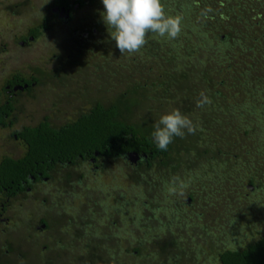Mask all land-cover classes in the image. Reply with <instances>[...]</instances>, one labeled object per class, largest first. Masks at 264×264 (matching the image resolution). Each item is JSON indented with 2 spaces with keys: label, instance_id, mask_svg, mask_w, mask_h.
I'll return each instance as SVG.
<instances>
[{
  "label": "rangeland",
  "instance_id": "obj_1",
  "mask_svg": "<svg viewBox=\"0 0 264 264\" xmlns=\"http://www.w3.org/2000/svg\"><path fill=\"white\" fill-rule=\"evenodd\" d=\"M50 2L0 0L1 101L5 99L3 88L12 75L32 76L39 81L30 92L13 96L14 111L8 119L13 123L0 128V158L17 159L24 154V147L13 140L14 132L33 127L44 118L52 128H58L96 103L104 107L117 104L119 119L137 127L155 125L162 115L179 109L198 126L201 141L196 133L174 139L172 149L180 154L178 169L173 161L165 167L155 161L137 175L120 163L104 162L106 172L96 179L85 174L82 182H77L78 174L86 172L84 168L60 167L57 173L67 176L68 190L49 194L47 187L35 186L34 192L13 200L7 212L12 217L11 228L0 236V248L6 237L13 251L7 256L0 254V264L5 260L7 264H84L90 254L95 255V264H217V251L199 247L203 233L198 235L197 227L178 230L175 235L179 238L166 234L168 240L163 244L167 246L160 255L150 241L140 257L126 255V250L136 244L132 241L129 245L128 235L136 227L133 221L138 206L144 205L149 212L148 196L157 194L158 189L162 190L160 201L156 208H150L159 213L158 218L166 207L170 217L177 214L178 219L181 215L193 221L200 218L213 225L218 223L221 226L213 231L220 228L216 236L224 234L217 238L223 248L240 249L264 234V46H254L259 54L252 57L244 51L258 37L254 23L264 26L262 17L236 19L238 13L225 10L217 0H162L167 14L182 17L180 36L169 40L149 33L148 43L139 52L121 54L110 35L113 29L103 20L102 0H92L76 7L70 22H50L49 29L41 30L35 40L19 45L30 29L49 16L45 9ZM206 8L212 11L203 15ZM93 26L98 30L94 35L86 39L78 36ZM261 30L264 32V27ZM223 33L230 36L224 46L240 52L234 59L224 57L226 51L217 42L224 39ZM219 52L221 58H217ZM202 91L212 103L199 108L196 101ZM166 95L168 98L160 104L157 96ZM240 110L246 115L237 116ZM181 147L188 149V155H182ZM203 150L212 156L204 159ZM251 151H255L253 159L248 157ZM243 160L247 164L242 169L237 165ZM246 168L252 175L259 169L263 172L258 173L257 190L245 182ZM193 192H199V199L192 194L180 196ZM181 199L190 203L181 204ZM41 216L49 225L36 235L29 225H35ZM129 218L132 228L127 225ZM110 219L118 220L112 224ZM143 224L148 229L153 223ZM205 234V243L215 236L212 231ZM41 246L46 248L42 250Z\"/></svg>",
  "mask_w": 264,
  "mask_h": 264
},
{
  "label": "trees",
  "instance_id": "obj_2",
  "mask_svg": "<svg viewBox=\"0 0 264 264\" xmlns=\"http://www.w3.org/2000/svg\"><path fill=\"white\" fill-rule=\"evenodd\" d=\"M217 1H218L217 4L219 6L226 7L225 10L231 11L233 14L234 12L238 13L236 19L240 17L243 21H245L244 18L247 16H249L251 19L257 16V17H262V19L264 20V5H263L264 1L261 0H217ZM86 3L87 4L92 3V0H88V2H85V0H74L73 2L69 0H51L50 5L48 6L47 4L45 9L46 11L49 12L48 14L49 16L43 19V23L41 25L30 29L28 31L27 37H22L20 40L26 41L28 37L33 38V40H35L41 30L49 29L48 28V25H50L49 23L55 22L56 20V16L50 12V8L64 7L66 9L72 10V7L74 5H77L80 8ZM227 3H232V4L227 6L225 5ZM185 11L186 10L183 7L182 13H185ZM254 24H256L255 25L256 30H258V32L255 30L256 31L255 34H257L258 37L253 38L254 39L253 45H250V47L247 48L245 46L244 51L248 52V57H252L253 55H256L257 51L259 50L258 47H254V46H256L257 44H259L260 46H264V32H262L261 30L264 26L258 22ZM254 24L251 25L254 26ZM86 30H83L81 32L83 33ZM93 30L94 33L92 32ZM96 31H98L97 28L93 26L91 31L87 30L86 35H94ZM78 36H81V33H78ZM86 38L87 37H85L84 39ZM223 38L224 39L222 41L221 39H217V42L220 43V45H223L222 48L223 50L226 51V53L223 56L226 58L231 57L232 59L236 58L240 54V52L236 53L233 50L230 51L228 45L224 46L230 39V36L227 35L226 33L225 34L223 33ZM207 40L209 41L210 39L206 37V41ZM257 54H259V52ZM217 58H221L220 52L217 54ZM250 74L251 75L253 74L251 70H250ZM241 75L244 76L242 72ZM182 77H184V75H182ZM38 83L39 81L35 77L31 76L30 78L26 79L25 77L19 74H14L6 82V85H9L10 87L14 85L23 87L24 85H26L27 90L25 91H30L31 84H34L35 86L38 85ZM212 93L214 95L215 92L213 91ZM157 97H159L158 102L160 104H162L163 100L168 98L167 95L164 97L162 96H157ZM12 110H13V104L9 102L3 103L0 100V124L4 125L5 119L10 115ZM118 110H119L118 105L115 103L114 104L112 103L107 107H104L101 104L96 103L90 109H88V111L85 114L79 115L71 123H67L58 128H52L49 125L47 119L44 118L34 127L31 128L25 127L20 131L14 132V135L17 138V140H20L23 143L25 151L24 154L17 159H12L6 156L0 159V189L9 188L11 190L10 193H6L5 197L8 198V197H14L15 195H22V194L25 195V188L28 187V184H26V181L28 180V175L35 176L38 171L41 173L45 172L44 175H46L47 172L50 171L51 169L53 170L66 165L73 166L74 164H77V162H79L80 160L89 159V158H93L95 161L106 160L111 165H116L117 163H121L122 156L127 153L145 155L147 157L148 164L145 165L143 162H140V164L145 165V167L141 165H137L136 168L133 167L131 168V173L136 169L135 173H137V175L141 174L142 170H147L148 168H150L151 165L155 163V161H158L159 164L163 167L166 166V163L168 161H173L175 168L177 169L179 168L178 159L180 157V154H178L177 150L172 149L171 144L168 146L167 150H160L154 144L151 135L152 132L154 131L153 124L141 126V127H137L132 124H127L124 121H122L121 118L119 119ZM240 111H241L240 113L237 112L238 113L237 116L246 115L242 113L243 110ZM204 125L207 126V123H205ZM195 137L198 141H201V132L199 134L196 132ZM182 150H183L182 155L184 156L188 155L187 152L188 149L183 147ZM248 150H247V155H249L250 153ZM254 152L255 151H251V156H248L250 159H253L252 154ZM175 154L177 156L176 160L172 158L173 155ZM202 154L204 155L202 156L204 159H209V157L212 156L210 155L211 154L210 151L203 150ZM244 156L246 157V155ZM240 159L241 157H238V160ZM245 162L246 161L243 160V162H241L240 164L238 163L237 166H240L243 169L245 164H247ZM122 164L123 167H126L127 165L124 162H122ZM247 170L249 169L246 168V171ZM173 171L174 170L172 169V172ZM249 173L251 174L252 171L251 172L247 171V173L243 174L244 180L245 182H247V185L250 188L257 190V188L260 186V179L258 173H263V172H261V170L259 169V171L258 172L256 171L253 175L252 174L250 175ZM138 177L139 176H137V178ZM242 179L243 177L241 176L240 180L242 181ZM21 182H25L24 186H21ZM161 192L162 190L158 189L156 192L157 194H155L154 196L150 194L148 196L146 194L149 199L148 200L149 201L148 213L150 214V216L148 217L149 220L143 218V215L141 214H137L134 217L133 222L136 227H134L129 232L130 234L128 236L130 240L129 245H131L132 241L133 243L136 241V244L135 245L133 244V246L129 247L128 250H126L125 253L127 256L130 255L134 257L137 256L140 257L141 253L142 254L146 253L147 250L145 247L148 244V241H150L152 246H154L157 249L154 250V252L157 255L158 254L160 255L164 252V250L162 249L164 247L161 246L160 244L166 243L167 240L166 239L160 240L158 236V232L157 234H153L152 232L154 230H158L159 228L161 232L163 230L168 231V235H170L172 231H174V229L176 228V227L174 228L175 224L177 226L176 220H178L179 215L173 214L175 217L174 216L170 217L171 211L168 210L169 212H167L166 207H164L161 210L162 211L161 218H158L159 213L156 214L154 213L155 210L150 209L152 206L156 208V205L160 201L158 195ZM196 193L198 195L199 192ZM8 203L10 204L11 202ZM163 216L164 217L167 216V219L164 220ZM147 221L148 223L149 222L153 223L148 229H146L145 224H143L144 226H141L142 223L144 222L146 223ZM217 224L218 223H215L214 227L218 228L219 226H221V225L218 226ZM132 227L133 225H131L130 228ZM141 227L145 229V230L143 229L144 230L143 233L140 232ZM217 231L220 232L221 231L220 228ZM217 231H212L215 236H216L215 233ZM215 236L209 239L210 242L207 243L209 244L210 250L217 251V254L215 255L217 259V264H264V235L257 242L247 244L241 250H222V251L220 250L219 247L220 240L215 238ZM4 238L3 241H5L6 244L3 250L2 251L0 250L1 255L5 254L4 251H7L8 254H10V252L13 251L12 246H10L9 244L10 241L6 240L7 239L6 237ZM115 241L114 239H112L111 243H115ZM206 244L203 243L201 244V246L204 247V245ZM15 246L17 245L15 244ZM93 247L94 245H92V247L90 248L94 249ZM188 250L190 251V249ZM92 252L93 251H90V253ZM120 253H122V251H120ZM8 254L5 255L7 256ZM94 256L95 255L90 254L89 255L90 260H88L84 264H87L89 261L90 264H95ZM97 258L101 259V256L99 257L97 256ZM1 264H7V261L5 260ZM100 264H104V262L100 261ZM158 264H160V262Z\"/></svg>",
  "mask_w": 264,
  "mask_h": 264
},
{
  "label": "clouds",
  "instance_id": "obj_3",
  "mask_svg": "<svg viewBox=\"0 0 264 264\" xmlns=\"http://www.w3.org/2000/svg\"><path fill=\"white\" fill-rule=\"evenodd\" d=\"M105 12L103 20L121 54L139 52L147 43L149 33L161 38L177 39L182 31V17L167 14L162 0H102ZM206 8L203 15L211 12ZM196 105L203 108L212 103L205 92L199 94ZM198 126L189 116L179 109L160 117L154 125L152 139L160 150H167L175 137L183 138L186 134H195Z\"/></svg>",
  "mask_w": 264,
  "mask_h": 264
},
{
  "label": "flooded vegetation",
  "instance_id": "obj_4",
  "mask_svg": "<svg viewBox=\"0 0 264 264\" xmlns=\"http://www.w3.org/2000/svg\"><path fill=\"white\" fill-rule=\"evenodd\" d=\"M76 7H77V9H79V7L77 6V5H74L73 7H72V10H69V9H66V8H64V7H53V8H50V12L53 14V15H55L56 16V20H55V22H64V23H67V22H70L71 21V18H72V14L75 12V10H76ZM79 32V31H78ZM86 32L87 31H85V32H81V36H83V37H86L87 35H86ZM93 33H94V30L92 31ZM77 36V35H76ZM28 40L29 41H31V40H33V38H30V37H28L27 38V40L26 41H19V45L21 44H29V42H28ZM26 79H28V77H25ZM33 86H34V84H31V87L30 88H33ZM25 87V88H24ZM24 88V89H23ZM25 90H27V86L26 85H24L23 87H21V86H17V85H14V86H9V85H5L4 86V88H3V94L5 95V99L3 100V101H1V102H3V103H7V102H9V103H11V104H13L14 105V95L16 94V93H18V92H20V94H23L24 92H30V91H25ZM0 100H1V96H0ZM14 111V106H13V110H12V112ZM12 112L10 113V115L5 119V121H4V125H2V124H0V128H6V127H8V126H11L12 125V120H8V119H10V117H11V115H12ZM7 120V121H6ZM34 127V126H33ZM25 128V127H24ZM26 128H31V127H26ZM23 129V128H22ZM20 131V130H19ZM12 137H13V140H15V141H17V142H19L22 146H23V143L20 141V140H17V138L15 137V135H14V133L12 134ZM24 147V146H23ZM24 151H25V149H24ZM130 154H134V153H127V154H125V155H123L122 156V159H121V167L122 168H124L123 167V164H122V162H124L125 164H127L126 165V167H128L129 169H128V171L131 173V168L133 167V168H136L137 167V165H141V166H143V167H145V165L146 164H148V160H147V157L145 156V155H137L138 156V159L137 160H131V158L132 157H130ZM3 157H5V156H3ZM2 158V157H1ZM0 158V159H1ZM104 162H108V161H106V160H98V161H95L93 158H89V159H84V160H80L79 162H77V164H74L73 166H70V165H66L65 167L66 168H70V167H82V168H84L85 170H86V172H84V174L83 173H79L78 174V181L77 182H82V179H83V177H84V175L86 174L88 177H93V179H96L97 177H98V175L100 174V173H103V172H106V171H104V170H106L107 168L103 165V163ZM140 162H143L145 165H142V164H140ZM61 167H64V166H61ZM64 167V168H65ZM57 171H60L59 170V168H56V169H51L50 171H48L47 172V174L46 175H44V173H41V172H37L36 173V175L35 176H31V175H28V180L26 181V184H28V187L27 188H25V194L27 193V194H29L30 192H34L35 190H34V187L35 186H42V187H47L48 188V191L50 190L51 192H49V194L50 193H52L53 192V194H55V193H57V194H60V191H64V189L65 190H68V179L66 180V178H67V176H61V174H59V173H57ZM127 171V172H128ZM134 172H136V169L134 170ZM138 172V171H137ZM63 181H65L66 183H64V184H62L63 183ZM24 184H25V182H21V186H24ZM75 186H77L76 184H75ZM39 189V188H38ZM61 189V190H60ZM75 189V188H74ZM76 190V189H75ZM178 191V190H177ZM11 192V190L8 188V189H4V188H2V189H0V196H1V199H0V236L1 235H4L5 233H6V231H9V229L11 228L10 226H9V222L11 223V221H12V217L11 216H9V214L7 213V212H9L10 211V208H11V203L13 202V200H15L16 198H18L20 195H15L14 197H5L6 196V193H10ZM179 192V191H178ZM189 194L191 195H194L195 196V198H198L199 197V193H198V195H197V193L196 192H193V193H187V194H185V195H183L182 193H181V195L180 196H182V198H184V197H188L189 196ZM49 197H50V195H49ZM199 199V198H198ZM42 199H40V201H41ZM190 200H188V201H186V202H184L182 199H181V204H188V203H190L189 202ZM8 202H11L10 204L8 203ZM131 202L132 201H130L127 205H128V207L130 206V204H131ZM44 203V202H43ZM146 203V202H145ZM144 203V204H145ZM142 210L144 213H142L141 215H143V217L146 219V220H149V216H150V214L148 213V211H147V208L145 209V206L143 205V206H138V213L137 214H140V211ZM147 214V215H146ZM170 215V214H169ZM129 216V215H128ZM164 217V216H163ZM165 218V217H164ZM118 219H115V220H112V219H110V222L112 223V224H116V221H117ZM129 221H128V227H131V225H132V223H130V221H131V218H129L128 219ZM175 222V221H174ZM176 223H177V226H176V224H175V226H174V231H172V233L170 234V235H168V231H160V229L158 228V230H157V232H158V236H159V239L161 240V239H166V240H168L167 239V237H170V238H172V237H174V236H177L176 238H179L178 236V234H176L175 235V233H178V230L181 232L183 229H185V228H188L189 227V229H191V231L194 229V228H198V231H199V234L198 235H200V232H202L203 233V237H202V241L200 242V248L201 249H204V248H206V249H208V250H210V248H209V244L207 243H205L204 241H203V239H204V237H207V234H205V231H213V229L214 228H216V227H214V225L213 224H211L209 221H201L200 220V218L199 219H197V221H193L191 218H189L188 216H185V217H183V216H181L180 215V218L178 219V220H176ZM39 224V225H38ZM193 224H195V225H193ZM48 225H49V223H48V221L44 218V217H40L39 218V220L37 221V223L35 224V225H29V229L31 230V232L32 233H39V234H42L43 232H45V230L47 229V227H48ZM43 226V227H42ZM88 227H90L89 225H88ZM96 228V227H95ZM217 232H219V231H217ZM157 234V233H156ZM166 234L168 235L167 237H166ZM36 235H38V234H36ZM264 234H262L261 236H258L256 239H254L252 242H250V243H247V244H251V243H255V242H257L262 236H263ZM185 238L186 239H188V240H190V236H189V234L188 233H185ZM224 237V234H222V235H219V237ZM199 237V236H198ZM211 238H213V237H210V239ZM215 238H218V236H215ZM180 240V239H179ZM203 243H205L206 245H204V247H202L201 246V244H203ZM5 242L3 241V245L1 246V248L0 249H3L4 247H5ZM220 244H222L221 243V241H220ZM220 244H219V247H220V250L222 251V250H229V249H227V248H223V247H221L220 246ZM246 244V245H247ZM245 245V246H246ZM161 246H163L164 248H162L164 251H165V247L167 246V245H164L163 243H162V245ZM245 246H243V247H241L240 249H237V250H241V249H243ZM41 248H42V250H44L46 247L45 246H41ZM162 249H161V252H162ZM179 251H180V249H179ZM4 253L5 254H8V252L7 251H4ZM21 255L20 254H18V257H20Z\"/></svg>",
  "mask_w": 264,
  "mask_h": 264
},
{
  "label": "water",
  "instance_id": "obj_5",
  "mask_svg": "<svg viewBox=\"0 0 264 264\" xmlns=\"http://www.w3.org/2000/svg\"><path fill=\"white\" fill-rule=\"evenodd\" d=\"M130 157H132L131 160L133 161L138 159V156L136 154H130Z\"/></svg>",
  "mask_w": 264,
  "mask_h": 264
}]
</instances>
